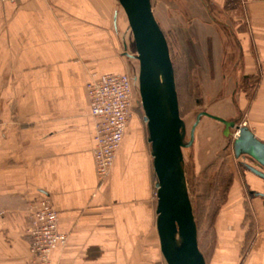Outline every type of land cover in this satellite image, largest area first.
Returning a JSON list of instances; mask_svg holds the SVG:
<instances>
[{
  "label": "crops",
  "instance_id": "obj_1",
  "mask_svg": "<svg viewBox=\"0 0 264 264\" xmlns=\"http://www.w3.org/2000/svg\"><path fill=\"white\" fill-rule=\"evenodd\" d=\"M120 2L0 0V264L31 258L26 226L39 196L54 202L67 234V244L51 252L57 264H168L144 116L133 111L102 184L96 170L86 85L136 63ZM152 4L162 29L173 30L185 48L196 89L221 100L203 110L229 120L246 110L249 128L264 142V0ZM204 116L222 123L225 134L223 122ZM241 167L221 204L208 264H264V179Z\"/></svg>",
  "mask_w": 264,
  "mask_h": 264
},
{
  "label": "water",
  "instance_id": "obj_2",
  "mask_svg": "<svg viewBox=\"0 0 264 264\" xmlns=\"http://www.w3.org/2000/svg\"><path fill=\"white\" fill-rule=\"evenodd\" d=\"M126 10L135 36L140 62L139 89L144 105L149 141L153 145L154 169L158 174L157 225L161 250L168 264H208L200 249L198 224L192 200L185 183L184 150L194 144L198 122L203 115L213 116L225 124V134H231L236 122L220 115L201 111L191 139L186 140V120L181 115L175 62L168 36L157 19L152 0H120ZM234 151L238 157L248 154L264 167V142L249 126L239 125ZM264 179V170L245 163Z\"/></svg>",
  "mask_w": 264,
  "mask_h": 264
},
{
  "label": "rangeland",
  "instance_id": "obj_3",
  "mask_svg": "<svg viewBox=\"0 0 264 264\" xmlns=\"http://www.w3.org/2000/svg\"><path fill=\"white\" fill-rule=\"evenodd\" d=\"M176 1L182 5L185 4L186 0ZM243 5L245 6V4ZM164 31L170 35L171 50L177 63L175 74L177 75L176 82L179 91V101L181 103L180 111L181 115L186 120V140L188 141L191 139V135L194 130L193 126L198 120L199 113L203 111V109L206 110V108L211 104V102H213V100L215 101L216 98L208 99V96L204 93L202 86H200L199 89H196L192 82L193 79L189 68L190 62L187 58L185 48L182 47L177 34L173 30L167 29ZM235 50L236 47L234 46V53ZM135 51L137 55V49ZM135 62L134 69L131 68L125 72H130L138 78L140 62L137 59ZM137 82L136 107L134 111L143 117L145 115V108L141 102L142 96L139 89V79ZM251 94H249L248 97H251ZM236 96L237 95L234 94L232 95V98L236 99ZM220 97H222V95ZM218 101L220 102L221 100L217 99L215 103ZM243 113L244 114L239 116L236 120L232 119L236 122L238 127H233L231 134L228 135L224 134V125L222 123L213 118L210 120L208 117L203 115V119L199 121L196 126L197 129L194 135V144H191L184 150V155L186 157L185 183L196 214L195 218L196 223L198 224L197 231L200 241L199 246L200 249L204 251L206 260L212 259L216 251V245L218 243V222L216 221L220 214L221 204H223V202L227 199L226 193L228 188L231 183H234V180H236V178L241 175L243 171H245L241 165L244 163V166H246L245 162L249 163L251 161V163L254 164H252V166H256L263 170V166H261L255 158H252L248 154H242L238 157L234 151L236 141L235 134H237L240 130L239 125H242L243 122H246L247 124L250 119L249 112L245 110ZM246 126H248V124ZM37 199L35 200L37 201ZM251 238L252 241V234ZM53 262L57 264L55 261ZM243 264L252 263L245 262Z\"/></svg>",
  "mask_w": 264,
  "mask_h": 264
},
{
  "label": "built area",
  "instance_id": "obj_4",
  "mask_svg": "<svg viewBox=\"0 0 264 264\" xmlns=\"http://www.w3.org/2000/svg\"><path fill=\"white\" fill-rule=\"evenodd\" d=\"M16 3L17 0H7ZM137 76L130 72L101 73L86 85L89 92L91 114L95 118L94 157L99 182L111 175L118 151L126 135L131 116L136 107ZM242 125H247L243 122ZM240 130L235 134L238 137ZM54 202L42 196L29 209L27 231L32 243V256L27 264H55L51 255L58 245L67 244V234L59 228L60 215Z\"/></svg>",
  "mask_w": 264,
  "mask_h": 264
},
{
  "label": "trees",
  "instance_id": "obj_5",
  "mask_svg": "<svg viewBox=\"0 0 264 264\" xmlns=\"http://www.w3.org/2000/svg\"><path fill=\"white\" fill-rule=\"evenodd\" d=\"M167 34V33H166ZM167 36H168V42H169V45H170V47H171V39H170V35L169 34H167ZM172 49V48H171ZM172 59H173V61L175 62V66H176V68H177V63H176V61H175V58H174V56H173V54H172ZM176 68H175V70H176Z\"/></svg>",
  "mask_w": 264,
  "mask_h": 264
},
{
  "label": "flooded vegetation",
  "instance_id": "obj_6",
  "mask_svg": "<svg viewBox=\"0 0 264 264\" xmlns=\"http://www.w3.org/2000/svg\"><path fill=\"white\" fill-rule=\"evenodd\" d=\"M249 165H251V166H252V164H251V163H249ZM263 170H264V167H263Z\"/></svg>",
  "mask_w": 264,
  "mask_h": 264
}]
</instances>
